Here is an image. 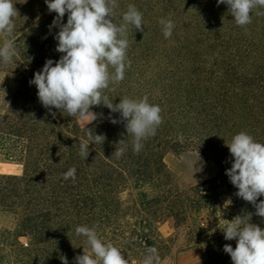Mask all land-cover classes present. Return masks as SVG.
Instances as JSON below:
<instances>
[{"label":"trees","instance_id":"obj_1","mask_svg":"<svg viewBox=\"0 0 264 264\" xmlns=\"http://www.w3.org/2000/svg\"><path fill=\"white\" fill-rule=\"evenodd\" d=\"M166 1L162 7L173 5L170 15L156 7L143 15V24L154 28L152 46L162 44L159 40L167 44V56L178 58L187 75L167 79L162 93L147 94L150 104L161 107L162 123L138 153L129 135L125 153L113 154L127 137L124 123L112 124L107 107L93 106L104 118L87 127L106 140L89 142L84 159L86 123L56 109L54 117L29 84L47 59L62 55L55 50L58 28L49 30L56 13L44 0H13L20 14L14 18L17 51L7 65L0 62V156L21 170L0 172V264H62L61 255L73 264L89 248L86 237L76 235L77 226L95 227L102 242L118 247L129 264H141L150 246L163 262L177 241L181 249L197 251L192 264H232L223 246L235 248L236 241L224 239V219L255 209L235 195L225 175L233 160L225 143L242 131L264 143V15H256L264 9H254L252 22L241 27L217 0ZM132 5L142 12L141 0ZM161 18L174 23L170 38L163 35ZM6 38L0 34V45ZM104 94L114 104L123 98L111 89ZM111 115L119 119V113ZM173 147L197 152L217 172L176 186L164 162ZM73 167L75 179L65 180L62 174ZM166 218L173 232L162 236L157 225ZM251 222L264 229V218L253 215Z\"/></svg>","mask_w":264,"mask_h":264},{"label":"clouds","instance_id":"obj_2","mask_svg":"<svg viewBox=\"0 0 264 264\" xmlns=\"http://www.w3.org/2000/svg\"><path fill=\"white\" fill-rule=\"evenodd\" d=\"M44 2L50 13H56L49 30L58 28L54 36L57 41L55 50L62 55L58 61L47 59L42 69L36 71L29 81L37 88L39 102L54 117L56 113L53 109H56L87 122V141L80 143V155L84 159L89 155V142L103 144L106 140L104 134H95L93 129L87 127L104 118L103 113L92 111L93 106L101 105L110 110V122L124 123L127 133V137L117 143L122 147L116 148L113 154L120 158L125 153L129 135L133 137V151L138 153L143 148L142 141L155 135L162 123L161 107L150 104L147 95L140 99L120 98V102L114 104L104 93L109 90L110 84L123 81L126 69L131 66L127 58V33L130 27L144 32L142 12L129 4L122 16V23L117 25L114 22L119 8L117 0ZM220 4L228 6L236 25L241 27L252 22L254 9H264V0H217V6ZM19 15L13 0H0V34L7 37L0 45V62L4 65L16 55L14 18ZM256 15H264V11H257ZM159 23L163 26L164 37L170 38L173 21L161 18ZM112 113H119V119L114 118ZM225 144L233 158L225 175L237 189L235 195L250 203L255 212L245 211L231 221L224 219V239L235 240L236 246L233 248L226 243L223 251L230 256L232 264H264V229L251 222L253 215L264 218V200L259 199L264 197V143L256 142L251 135L242 131ZM62 176L65 180L75 179L76 169L70 168ZM75 233L86 237L89 248H83V254L73 258V264H129L118 247L111 242H102L95 227L77 226ZM59 258L62 264H69L65 255ZM141 264H161V256L155 246L145 249Z\"/></svg>","mask_w":264,"mask_h":264},{"label":"rangeland","instance_id":"obj_3","mask_svg":"<svg viewBox=\"0 0 264 264\" xmlns=\"http://www.w3.org/2000/svg\"><path fill=\"white\" fill-rule=\"evenodd\" d=\"M122 8L116 10L114 22L119 25L122 23V16L127 10V6L132 4V0H118ZM176 5L182 0H176ZM166 0H141L142 14L150 15L159 7L163 15H170L173 5L162 7ZM189 3V2H188ZM168 4V3H167ZM155 8V9H154ZM152 10V11H151ZM153 14V13H152ZM165 18V17H164ZM149 19V17H148ZM149 24V22H147ZM144 32L135 31L131 27L128 29L127 38L129 47L127 49V58L131 61V66L126 69L125 77L119 84H110L109 89H113L120 97L131 98L138 95H147L148 93H162L167 79L184 77L187 75L185 69L176 57L167 56V44L159 40L160 45L154 48L149 39L151 30L154 29L144 26ZM141 33L143 40H138ZM152 37V35H151ZM161 39V38H160ZM110 71H113L110 69ZM0 74V77H3ZM167 88V87H166ZM108 92L109 90H105ZM81 125L87 123L79 120ZM164 162L170 173L172 182L179 187H185L196 184L201 180L213 176L217 172V167L209 160L203 159L201 155L192 150L173 147L166 150ZM200 170H199V169ZM20 166L12 161L6 160L0 156V172L19 173ZM4 221L0 216V225ZM157 229L162 236H168L173 232V221L166 218L157 225ZM198 258V253L194 248L181 249L180 241L175 242L173 252L170 258L161 262V264H192Z\"/></svg>","mask_w":264,"mask_h":264}]
</instances>
